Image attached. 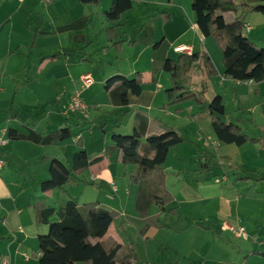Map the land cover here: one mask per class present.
Returning <instances> with one entry per match:
<instances>
[{
	"label": "crops",
	"instance_id": "crops-1",
	"mask_svg": "<svg viewBox=\"0 0 264 264\" xmlns=\"http://www.w3.org/2000/svg\"><path fill=\"white\" fill-rule=\"evenodd\" d=\"M116 1L83 5L79 0H0V160L4 161L0 170V264H39V236L49 231V225L37 221L35 206L39 204L55 210L51 223L59 220L58 212L69 200L78 205L99 203L115 212L117 218L102 239L109 247L113 243L126 245L134 231L142 234L147 220L135 210L138 186L130 182V173L137 166H124L120 153L92 165L75 177L74 184L61 190H41V184L50 179L52 160L70 167L80 150H85L90 160L103 156L113 133H133L138 113L148 117V137L175 130L183 133L186 141L183 150L179 145L171 149L162 167L167 189L174 196L167 210L176 208L178 215L152 206L149 217L154 224L144 233L155 238L165 231L181 232L184 257L176 255L166 260L160 251L161 256L154 261L234 264L228 258L225 262L223 255L246 254L247 264L254 259L264 264V258L258 255L264 252V149L253 143L238 147L220 142L211 130L206 100L207 95L221 96L224 121L264 141V127H256V135H250L249 130L255 131L254 121L244 117L247 109L242 99L246 92L239 89L243 84L254 86L264 114V82H238L224 76L222 52L219 54L216 43L200 32L193 0H132V10L110 23L104 12ZM253 14L245 16L249 26ZM114 26L118 38L110 42L107 30ZM120 41L125 44L118 51L114 43ZM159 41V48L153 49ZM182 47L190 48L191 53H208L218 76L209 78L202 63L196 64L185 89L205 90L204 102H187L178 113L176 107L166 106V91L172 82L163 67L167 59L184 53L179 51ZM137 73L144 79L142 94L130 95L127 107L112 106L104 90L107 80L113 76L133 78ZM87 74L94 78V84L82 92L81 98L89 107L87 112L73 113L68 106ZM230 101L231 112L227 109ZM64 127L71 129L72 138L51 146L7 137L9 129L48 135ZM241 173L246 179H240ZM219 178L225 180L220 182ZM243 184L245 193H239ZM241 203L250 207L246 215L251 221L246 220L245 225L236 217L238 207H233ZM165 215L177 220L174 228L160 222ZM225 223L241 224L249 230V236H255L252 248L225 230ZM259 236L261 239L256 238Z\"/></svg>",
	"mask_w": 264,
	"mask_h": 264
},
{
	"label": "trees",
	"instance_id": "trees-1",
	"mask_svg": "<svg viewBox=\"0 0 264 264\" xmlns=\"http://www.w3.org/2000/svg\"><path fill=\"white\" fill-rule=\"evenodd\" d=\"M101 0H79L83 5H99ZM171 1V0H169ZM260 4L249 5L238 0H193L192 10L197 16V26L206 39H213L223 55L225 67L224 76L238 82H264V49L251 42L245 34L244 17L249 13H259L264 17V0ZM132 0H117L116 4L104 12L108 22L119 21L123 14L132 10ZM241 11V15L238 13ZM234 13L236 18L228 21L226 15ZM168 17V16H167ZM166 17V18H167ZM110 42L118 38L117 28L107 30ZM124 41L114 43L119 51ZM161 41L153 49H158ZM202 63L209 78L218 76V70L211 57L206 52L182 53L176 59H167L163 70L170 75L172 86L167 89L166 106H177L186 102L203 104L205 90L200 92L187 91L190 74L196 64ZM144 79L141 73L133 78L113 76L107 80L104 90L110 104L114 107H127L130 95L140 96L143 92ZM178 113L181 110H177ZM207 112L211 118V130L217 139L227 145L238 147L246 143L260 145L264 149L262 138L248 136L239 126L224 121L225 106L223 98L215 96L208 105ZM148 117L138 113L135 117L132 135L124 136L113 133L112 143L104 148V155L90 160L85 150L75 153L72 165L54 159L50 165V179L41 184V190L48 192L61 190L67 184H74L75 177L83 175L92 165L105 157L120 153L124 166L136 165L135 172L130 173L131 183L138 186L135 210L147 220L143 234L149 229L152 218L149 211L152 206L161 212L178 215L176 208L167 210L174 202V196L167 189L166 173L163 165L166 163L171 149L185 142L177 131L170 130L159 135L147 136ZM103 129V127H102ZM105 132V130L103 129ZM11 141H25L42 146H51L70 140L72 131L64 127L48 135H42L29 130L28 133L15 129L7 131ZM246 178H243L244 180ZM39 224L49 225V231L39 236L41 258L39 264H140L133 247L113 243L106 247L102 239L117 218L115 212L108 211L99 203L78 205L69 200L58 212L59 220L51 223L50 217L54 209H48L44 204L35 206ZM121 252H126L120 256ZM264 258V252L258 253Z\"/></svg>",
	"mask_w": 264,
	"mask_h": 264
},
{
	"label": "rangeland",
	"instance_id": "rangeland-1",
	"mask_svg": "<svg viewBox=\"0 0 264 264\" xmlns=\"http://www.w3.org/2000/svg\"><path fill=\"white\" fill-rule=\"evenodd\" d=\"M239 1L242 2V3L249 4V5H258V4H260L258 0H239ZM162 13H163V15H164V13L168 14V12H162ZM240 15H241V11L238 13V16H240ZM252 16L253 17L250 20L251 31L247 32L246 29H245V34L250 39L251 42L255 43L259 48H263L264 49V17L261 14H259V13H254ZM235 18H236V16H235L234 13L226 15V19L228 21H230V22L233 21ZM244 20H245V17H244ZM210 40H211V42L213 44H215L214 43L215 41L213 39H210ZM216 47H217V45L215 44V48ZM216 50H218L219 54H221V50L218 47H217ZM217 61H219V60H217ZM218 66L221 67L222 66L221 63H218ZM169 78L171 79L170 75H169ZM171 86H172V84H171ZM81 88H82V83L80 84L79 89H81ZM239 89L241 90V92H246V93H243L244 94V98L242 99V101H243L242 104H245L246 105V109H247L246 110V114L247 115H245L244 117L248 118L249 120L252 119V121H254L253 129H255V131L252 132L253 130H249L250 131V135H256V133H257L256 127H258V129H260L261 127H264V114H263L262 108H261L262 104L260 103V99L256 96V94L254 92V86H251L249 84H243V85H241V87H239ZM209 91L210 92L208 94H210V93L212 94V90H209ZM106 96H107V93H106ZM107 98H108V96H107ZM213 98H214V96L207 95V99L206 98L205 99L207 100L208 105L211 103ZM82 102H83V104L85 106V108L82 109V111L83 112L84 111L87 112L86 106L87 107H89V106H88L87 103L84 102L83 99H82ZM184 104L185 103H183L181 105L173 106L172 108L176 107L175 111L177 112V110H182L183 109L182 105H184ZM227 109H228L229 112L232 111L233 107H232V102L231 101L228 102ZM78 111H80V110H78ZM75 112H77V111H75ZM111 114H112V112H110L109 116H108L109 123H111V121L113 120L112 118H110ZM98 123H101V122L99 121ZM96 126H97L96 129L100 130L98 128V124H96ZM185 129H186L185 130L186 131V135H187V137H189L190 134H189L188 128L185 127ZM120 134L124 135V136H128V135H132V132L131 131L130 132H121ZM180 134L184 138V134L183 133H180ZM185 142H183L182 144L179 145V146H182L180 150L184 149V143ZM185 153H186V155H188L187 151H185ZM188 161H189V159H188ZM196 161H197V159H196ZM214 166L215 167H219L217 162H215ZM184 169H186V168H184ZM237 172L240 174V169ZM241 176H242V173H241ZM243 176H245V175H243ZM243 176H242V178L240 177V179H243ZM233 177H234L233 174H231L230 179L232 180ZM223 180H225V178L220 179V182L223 181ZM131 184L135 185L133 183H131ZM223 185L225 186L224 183L222 184V186ZM244 186H246V185L245 184L242 185L243 188H242V190H239V193H245V191L243 190ZM224 188H226L227 190L229 189L227 187H224ZM233 207H234V210H236V208L238 207L237 209H238L239 212L238 211L236 212V213H238L236 215V217H238L241 220L243 225H245V221L246 220H247V222L251 221L250 220L251 218L249 217V214L246 215L247 210L250 208L248 205H245V204L241 203V205L234 204ZM155 208L157 209V207H155ZM157 210H159V209H157ZM166 217H169V216L165 215V217L160 219V222L163 223V224H167L168 228L169 227H173L174 228L175 225L177 224V220L174 221L172 218L167 219ZM152 222H154V219H153ZM152 224H154V223H151V226L149 228H151L153 226ZM248 232H249V230H248ZM144 235L145 234H143V233L140 234V233L134 231L131 234V238H128V240L126 242L127 243L126 245H129L130 247H133L134 250L136 251V254H137L138 258H139L140 264H142V262L151 263V264H160L159 262L157 263V260H156V262L154 261L155 258H159L161 256V255L160 256L158 255L160 251H161V254H162V258H166V260L173 259V258L176 257V255H177V258L179 257V259L181 257H184V234L181 235V232L177 233L175 231L174 232L165 231V232H162V233H158V235L155 238L152 235H148L149 237H146L147 234L145 236ZM253 237H255V236H253ZM253 237H251V239L247 240V241H245L243 239H241V240H242V242L244 241L245 243L248 242V244L252 248V246H253L252 244H254L253 241H252V240H254ZM256 238L261 239L260 236L256 237ZM151 239H153V241ZM256 245H257V248H259V246H258L259 244H256ZM106 247H109V243L106 244ZM150 251H153V253H150ZM125 253L126 252H121L120 256L125 255ZM237 254H239V253H237ZM245 256H246V254L242 255L240 257H239V255L234 256L232 254L231 255L230 254H226V255H223V258L224 259L228 258L229 260L231 259V262L234 263V264H247L245 262ZM228 259L225 260V262H228ZM171 263L173 264V261ZM171 263L170 262H165V264H171ZM258 263H259L258 260H255V259L251 260L249 262V264H258ZM161 264H163V262H161Z\"/></svg>",
	"mask_w": 264,
	"mask_h": 264
},
{
	"label": "built area",
	"instance_id": "built-area-1",
	"mask_svg": "<svg viewBox=\"0 0 264 264\" xmlns=\"http://www.w3.org/2000/svg\"><path fill=\"white\" fill-rule=\"evenodd\" d=\"M20 1H24V0H20ZM44 1H47V0H44ZM245 29L247 32L251 31V27L249 25H246ZM179 51L191 54L190 48L182 47L179 49ZM81 83H82V88L76 92L75 96L73 97V99L71 100V102L68 106V110L71 112H75V111L82 110L85 108V106L82 102L81 94L85 89L90 88L94 84V78L90 74H87L86 76H84L82 78ZM1 143H2V141L0 140V144ZM3 167H4V161L0 160V170H2ZM224 229L232 232L235 235V237L238 239H244V240H250L251 239L247 230L241 224H238L235 226V225H232L230 223H225Z\"/></svg>",
	"mask_w": 264,
	"mask_h": 264
}]
</instances>
